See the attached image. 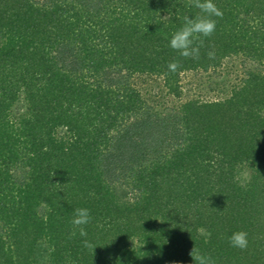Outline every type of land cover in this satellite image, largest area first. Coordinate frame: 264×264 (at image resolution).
I'll use <instances>...</instances> for the list:
<instances>
[{
  "label": "trees",
  "instance_id": "16d2710c",
  "mask_svg": "<svg viewBox=\"0 0 264 264\" xmlns=\"http://www.w3.org/2000/svg\"><path fill=\"white\" fill-rule=\"evenodd\" d=\"M213 3L193 59L169 46L200 14L189 0H0V264H194L193 247L264 264V0ZM239 56L250 67L219 99L159 113L137 85L181 97L183 73ZM76 208L86 238H70Z\"/></svg>",
  "mask_w": 264,
  "mask_h": 264
},
{
  "label": "rangeland",
  "instance_id": "374dc122",
  "mask_svg": "<svg viewBox=\"0 0 264 264\" xmlns=\"http://www.w3.org/2000/svg\"><path fill=\"white\" fill-rule=\"evenodd\" d=\"M248 67H250L249 61L239 56L217 69L185 72L181 75L183 91L181 97L169 92L162 77H143L137 80V85L153 110L164 113L177 108L183 100L190 97L219 99L228 95L233 86L239 83V78L244 75ZM26 108V102L21 99L14 110L16 113H22ZM250 174V169L246 167L241 170L238 177L244 183L249 179Z\"/></svg>",
  "mask_w": 264,
  "mask_h": 264
},
{
  "label": "clouds",
  "instance_id": "9594fccd",
  "mask_svg": "<svg viewBox=\"0 0 264 264\" xmlns=\"http://www.w3.org/2000/svg\"><path fill=\"white\" fill-rule=\"evenodd\" d=\"M189 3L200 10V14L195 17H184V22L171 36L169 46L179 53L180 56L193 59H199L200 48L203 46L202 37H210L216 28V21L212 19L213 16H223L222 11L216 7L213 0H189ZM209 59H215V52H208ZM181 65L178 61H172L168 64L170 72H177ZM91 221L90 211L87 208H76L73 211V218L71 224L73 230L70 233V238L76 236L77 230L81 237H87L88 233L85 225ZM210 235V234H209ZM248 234L245 231H236L228 238L229 243L234 248L246 249L248 246ZM83 247L96 248L87 239L83 240ZM189 256L192 258L194 264H215V261L210 255L201 253L193 247ZM171 264H181L179 261H172Z\"/></svg>",
  "mask_w": 264,
  "mask_h": 264
}]
</instances>
